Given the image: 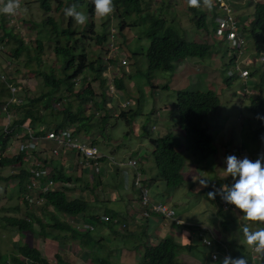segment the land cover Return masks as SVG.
I'll return each instance as SVG.
<instances>
[{
    "label": "rangeland",
    "instance_id": "1",
    "mask_svg": "<svg viewBox=\"0 0 264 264\" xmlns=\"http://www.w3.org/2000/svg\"><path fill=\"white\" fill-rule=\"evenodd\" d=\"M44 1L50 2V9L47 11L41 7ZM149 2L150 10L158 11L162 9V13L166 15L165 18L174 21V25L181 32L180 34L183 33L179 27H184L188 31L184 35L186 39L206 42L209 45L216 43L219 48L218 51L214 52V48H212L213 53L208 57H187L183 60L174 61L171 70L158 69L156 71H150L147 68L146 56L142 54L145 52L147 46H149V40L144 32L145 26L138 24L128 29L126 28L123 32L126 36H119V19L113 13L114 10L104 17H99L95 14L92 0H19V7L14 14L0 13V23H3V26L12 30L14 33H19L20 38H22V41L29 49V54L25 50L20 53L18 58H14L11 49L15 45V42L6 37L0 40V43L4 41L2 42L3 44H0V67L2 71L10 65L8 60H11L12 63V75L6 81L15 80V83L19 85L20 95L25 96L26 99L39 96L47 91L43 83V77L38 73L39 71L48 73L51 70L53 73L55 72L57 77L62 75L61 71L63 70L64 57L55 54V43L53 44V40L56 36L53 32L54 28L49 23L46 24L45 20L52 18L55 26L62 29L67 26L69 21V16L64 15L65 8L74 7L76 10L84 11L87 15V20L84 24H76L73 19L70 22L73 27L72 29L78 35L72 36L69 44L71 43L72 45L76 42L83 46L87 58L86 63L90 61L95 62V73L88 69V66V68L86 67L80 73L82 77H89L88 80H90L94 95L89 100H85L83 97L78 100L76 96H68L66 95L67 92H65V96H63L64 98L60 102L62 104L61 106L69 105L71 111L74 113L78 111V108H81L82 115L86 117L90 116L89 122L91 123V127L86 126V130L80 131L79 134L85 138L92 139L94 141L93 143L97 145L99 152L104 155L100 172L103 167H108L105 173L99 172L101 179L100 185L96 190V193L99 194V199L94 200L89 194H83V197L89 203V212L86 214L87 218L89 216L93 217V215L95 218L97 216L100 217L101 215H105V212H109L116 215V218L120 220V224H126L122 227L120 225H113V230H111L106 227V223L98 222L96 223L98 226L92 231L93 236H98V234L103 233V239L100 238V241H103L100 245H97V253L100 257L101 255L105 256L112 264H129V262H133L134 264L138 262L139 264L136 254L143 253L144 247L151 245L148 240V236L151 233L146 232L145 228L148 222L142 215V208L134 212L131 205V201L133 202L138 199V194L135 191V193L133 192L135 196L132 193L129 199L126 197L125 191H123L124 185H120V178L118 177V169L123 170L124 167L115 163H125L130 157H136L137 161L142 165V169L144 168L145 176L149 174L151 175L150 177H154L156 168L152 156L154 145L151 142V138H158L167 132L182 134L174 126L177 115L174 103L178 90L212 91L216 93L219 99L217 108L214 111H209L203 121V126L212 137L213 151L207 155L204 161L198 163V169L196 170L203 172L204 178L201 179L208 180L207 187L212 189L214 183L211 181L213 179H217L215 181L220 186L222 184L232 183L230 176L222 178L221 169L225 166V156L236 155L238 158L246 156L250 160H255L258 157V152L253 150V148L257 149V146H259L260 153H262L261 141L254 139L252 136L255 121L249 109V98L251 96L248 94L245 95L243 88L246 87L248 90H252L255 87L254 84L260 80V74L264 75V68L255 61L261 52L264 53V47L262 50L256 51L254 44L247 39V45L242 49L244 54L240 55L239 51L229 48L226 41H222L220 40L221 38H217L216 36L213 37L211 32L204 33L201 30H196L189 21L194 16L193 10H195V7L197 9L200 8L204 11V22L208 25V31H210L212 26L209 22L212 9L220 12L222 10V3H217L214 6L213 0L205 2L198 0L196 6H191L188 0H149ZM256 2H264V0L229 1L231 9L239 17V24L244 26L243 29H247L250 23V18L245 19L244 17L252 13ZM88 4L93 9L92 14L87 12L88 9L86 7ZM104 29L107 31H105L107 34L106 40L102 44L96 45V33L104 32ZM244 33L246 32L244 31ZM3 34L4 30L0 24V37ZM111 34L114 36L113 39H111ZM81 37L84 38L80 41ZM66 39H69V37L64 36L61 42L65 43ZM37 40L42 42V49H40L41 52H37L38 59H35L34 53H36L35 47L37 46ZM108 41L116 47V51L108 47ZM3 48L4 50L2 51ZM234 56V60L242 59L241 64L249 70V74L251 75L246 81L236 77L229 80V83H225L224 76L230 74L233 69L231 59ZM121 59L125 60V65H121ZM120 66H124L123 71ZM196 66H198L197 69ZM97 68H101V71L98 73ZM71 70L67 71L68 74L71 73ZM118 73V77L122 79L123 88L118 89L114 82V92L112 93L109 89V79L118 75ZM83 86L81 80L78 85H74V93L82 90ZM117 90L120 91L119 94L121 96H118V94L115 96L116 98H112V95L116 94ZM61 91L62 89L60 88L57 95ZM105 97L109 103L107 100H104ZM0 99L2 100L4 98L0 97ZM121 101H129L131 103L127 108V115L122 117L120 113V115L115 117L113 113L118 105L116 104L114 106V103ZM112 102L113 108H110L111 106L109 104ZM37 105L38 103L34 107H37ZM2 108L0 106V130L4 131L5 125L8 123V118ZM51 112V109L42 112L47 121H51L52 119ZM117 113H119V110ZM61 116L62 112L57 114L58 121H61ZM68 127H75V125ZM16 143V139H10L7 146L4 149H0V156H15L18 152L15 147ZM44 146L47 148L46 144ZM216 147L218 150H216ZM244 148L245 151L241 152V149ZM68 153L73 159L77 160V163H73L74 167L70 171H68L67 160L62 158L61 155L58 157L49 156L48 159L50 161H57L61 158V161L57 163V170L67 176L72 175L70 182H61L58 185H54V187H68L69 189L66 193L70 198H73L81 196V191H83V188H79V183L74 182L80 176H78V173L83 172L86 175H90L91 171L88 167H83L79 163L80 159L75 152L68 151ZM27 158L24 155L22 160H26ZM190 161H192V158ZM19 164V162H16L12 165L0 167V177L2 178H0V261H5L4 259L8 258L12 252L17 255V246L26 244L36 247L41 255L47 259L48 263L55 264V254H59L63 259L78 264L81 253L88 250L81 246L79 242L81 236L70 239L69 231L52 227H45L46 232L44 231V234H39L41 227L34 216L38 217L47 226L53 222L49 215H41L39 212L41 209L38 208L41 206L45 209V206L37 205L29 209L31 215H33L31 216V222L34 229L20 231L18 228L9 226L2 220V217L5 215L25 216V206L22 200L24 199L26 190L18 186L17 177L11 176L7 180L4 179L12 175L11 171L17 173L19 168H26L25 165L20 164L19 166ZM60 165L62 166L60 167ZM64 165L66 166L65 168ZM200 167H203V169L200 170ZM218 175L221 176V179ZM80 177L85 178L87 181L89 180V176L82 174ZM189 177L190 175L186 173L184 178L187 181H184L179 188L175 189V193L170 198L168 197L165 203L172 206L176 217L184 219L183 221L185 223L177 224V226L181 225L188 230L197 231V224L195 225L194 223H199L200 220L204 222L203 218L207 221L215 219L209 212H203V206L207 207L210 205L214 207L216 204V196L212 199H209V197L202 198L206 189L200 192L197 188H193L188 181ZM124 182L126 183V181ZM94 186L95 182L93 181L89 187ZM129 189L133 190L134 188L131 186ZM187 211H190V213ZM224 212L227 215L226 217L223 214L224 219L218 215L217 211L215 212V215L220 217V222L215 228L216 230H213L212 227L209 228L213 225L212 222L208 221L204 225L207 228V234L210 237L224 236L223 242L226 246L225 251L228 256L237 257V255L233 254L236 245H240L241 250L238 247L239 251H242L245 258L246 255L250 256L251 253L256 255L252 248L244 244L243 234L239 226L247 224L249 229L254 231L257 226H264V224L244 220L240 210L236 208L233 211ZM128 213L133 215L131 220L128 219L131 222H127L126 220ZM181 213H183V216L185 214L187 215V220H185V217L180 216ZM232 214L236 215L238 224L235 223V218ZM151 217L153 218V215ZM59 218L66 223L69 222L73 226L87 219H75V217L63 216L61 214ZM171 224L172 226L176 225L173 222ZM81 228L80 226L79 230ZM166 236L168 235L164 237ZM143 241L144 243L141 245L140 243ZM179 243L180 249H177L174 257L175 264H192L195 260L188 262V259H193L190 258L191 256L189 254H192V256L200 260L202 259V251L200 253L199 249L189 251L184 248L189 243H193L191 233H185L184 236L180 234ZM198 243L200 245V242ZM136 246L137 249H130ZM129 250L134 252L126 255ZM246 259L249 262L250 259ZM220 260H217L216 264H220Z\"/></svg>",
    "mask_w": 264,
    "mask_h": 264
},
{
    "label": "trees",
    "instance_id": "2",
    "mask_svg": "<svg viewBox=\"0 0 264 264\" xmlns=\"http://www.w3.org/2000/svg\"><path fill=\"white\" fill-rule=\"evenodd\" d=\"M112 2L114 6L113 13L119 19V36H126L125 34H123L126 28L128 29L129 27H133L138 24H143L145 26L144 32L149 40V46H147L145 52H143L142 54H145L146 56L147 68L150 71H156L158 69L171 70L174 61L183 60L187 57L205 58L213 53L212 48H214V52L218 51L219 49L216 43L209 45L206 42L186 39L184 35L185 32L188 31L184 27H179L181 28L183 33L180 34L181 32L174 25V21L165 18L166 15L162 13V9H159L158 11L150 10L149 0H112ZM49 3L47 1H44V3L41 4V7L45 11H47L50 9ZM86 9H88L87 12H89L90 14L93 13L91 5L88 4ZM193 11L194 16L189 21L195 27V29L201 30L204 33L211 32L213 37H215V31L217 27L215 19L217 17V14L212 13L213 15L210 17L209 22L212 27L211 30L208 31V25H206L204 22V11L200 8L197 9L196 7ZM236 18L239 20L237 14ZM244 18H250V23L248 24L247 29H243L244 26H241V32H246L244 33L245 37L254 44L256 51L262 50V48L264 47V2L255 3L252 13H249ZM71 21L72 18L69 17L67 26L61 29L55 26V22L52 18H47L45 20L46 24L49 23L50 25H52V28H54L53 32L56 36V38L53 40V44L55 43V54L64 57L65 63L63 62L62 65V75L57 77L55 72L53 73V71L51 70L48 73L39 71L38 73L43 77V83L47 88V91L40 94L39 96L28 98L27 102H24L21 105L15 103H11L8 105L7 110L14 115V118L10 125V133H5V131L3 132L0 130V149H4L7 146L8 141L12 137V134L17 132L18 130H23L22 124L26 120L29 121L28 124L36 135L43 134L46 130L50 129L59 130L61 128H66L71 124L75 125L74 133L76 134H79L81 130L85 131L86 126L89 128L91 127L89 117L82 115L81 108H78V111L74 113L73 111H71V107L68 104V106H61L62 104L60 102L61 99L64 98L63 96H65V92H67L66 95L68 96H76L78 100H80L81 97L85 98V100H89L91 99L92 95H94L91 89L90 80H88L89 77H83L82 83L84 86L82 90L76 91L74 93L75 87L73 84L75 83V78L78 77L81 71H83L87 66L89 67H87L88 69L95 73V62L90 61L86 63L87 58L83 46L77 44L76 42H74L72 45L71 43L69 44L70 39L72 40V36L78 35V33L72 29L73 27L70 23ZM0 24L2 25L4 30V34L2 37H0V40L6 37L8 39H12V41L15 42V45L11 49V51L13 52L12 56L14 58H18L20 53L25 50L29 54V49L22 41V38H20V34L14 33L12 30H9L5 26H3V23ZM105 31L106 29H104V32L102 31L101 33H96V45L102 44L103 41L106 40L107 34L105 33ZM111 32L114 33L113 31ZM64 36L69 37V39H66L65 43H62L61 39ZM84 37H81L80 41ZM220 40L226 41L224 37ZM36 43V53L34 54L35 59H38L37 52H41L40 49H42V42L40 40H37ZM108 44H110V41H108ZM234 58L235 56L231 59L232 63ZM108 60L110 59L108 58ZM68 70H71L70 74H68ZM99 71H101V68H97V73ZM2 74H5V71H2ZM2 74L0 70V97L4 98L2 99L3 101L0 99V106H3L5 101L7 103L10 98L9 89L5 85L4 80L1 79ZM236 77L237 74L233 73L230 76H224V81L225 83H229V80ZM113 81L115 82V85L118 89L123 88L122 79L116 77ZM254 86L257 90V95L249 98V109L255 121V128L252 135L254 136V138L261 141V156H264V122H262V120L259 118L264 117L263 74H260V80L256 84H254ZM60 88L62 89V91L59 95H57ZM36 103H38V105L37 107H34ZM218 104V96L215 92L212 91H177L174 103V107L177 110V115L174 126L176 129L180 130L182 134L167 132L158 138H151V142L154 145L152 156L156 168L154 179L164 182L167 190V195H169L174 189L179 188L184 183L185 178L183 175V169L186 159L190 157L193 161L202 162L206 159L207 155L212 153V137L203 126V121L208 112L212 110L214 111L217 108ZM47 109L52 110V112L50 113L52 116L51 121H47L44 118V113L42 114V112L46 111ZM60 112H62L61 121H58L57 114ZM121 116L124 117L123 113ZM36 127L38 128L36 129ZM50 144L51 143L48 142L47 148L44 147L47 154H50ZM63 153L69 154L68 151L63 152L62 149L60 151V155L62 156ZM24 155L27 156V152L20 151L13 157L1 155L0 167H3L5 165H12L16 162H19L22 165L24 161L22 160V158L24 157ZM49 156L51 155H46L44 160L45 165L49 167V177H47L46 179L51 178L54 183H66V181L70 182V180L72 179V175L67 176L64 173L55 170L56 168H54L53 171L50 169L52 161L48 159ZM91 173H93V171H91ZM95 174L93 177H95ZM9 176L10 177L4 179L7 180L11 178V176L17 177L18 186L27 191L28 171L25 168H19L17 173L15 172L13 175ZM79 178L76 179L79 181ZM76 179L74 181H76ZM148 181L149 179L146 180L147 184ZM94 182L95 186L91 187V189L89 190L90 194L98 199L99 194L96 193V190L100 185V181L95 180ZM58 184L59 183H57V185ZM68 189V187L55 186L50 191L40 194V196L44 199L43 206H45V209L40 206L38 208L41 209L39 212L41 213V215H49L53 222L47 226L38 217L34 216L41 227L39 234L41 235L42 233L44 234V231L46 232L45 227L66 229L70 232V239L81 236L79 240L81 246L88 249L87 251H83L81 253L79 259L82 260V262H78V264H88V262H90V264H112L106 259L105 256L101 255L100 257V255L97 253V245H100L103 241H100V238L103 239V233L98 234V236H93L92 231H85V229L83 228L79 230V227L81 226L80 224H78L79 222L73 226L69 222L66 223L63 220H60V214L63 216L67 215L69 217H75V219H83L86 218V214L88 213L89 204L86 202V200H84L82 196L70 198L66 193ZM22 202L25 206V216L5 215L2 217V220L4 221V223H7L9 226L16 227L20 231L34 229L31 222V216L33 215H31V212L29 210L34 206L29 205L25 199H23ZM222 206H224V201L222 202ZM50 207L51 209H49ZM105 214L112 217L115 216L114 214H111L109 212H105ZM89 218L90 223L92 224H96L99 222L98 216L95 218L93 215V217L89 216ZM106 227L113 230L114 226L111 223V220L106 223ZM209 238H211V240H216L214 237ZM197 244L199 245L198 242H195L194 244H189L187 246H191V248H194L198 246ZM239 248L241 250V247ZM177 249H180L179 243L171 237L166 236L160 239L156 244H151L144 247V251L141 254V258L139 259V264H175L176 262L174 261V257ZM234 254L237 255V257L243 255L242 251H239V249L236 250ZM251 255L252 253L250 254V256L246 255V258L251 259ZM55 257V264H76L74 262L63 259L59 254H55ZM4 260L5 261L3 262L0 261V264H51L48 263L47 259L41 255L36 247H34L33 245L28 246L26 244L21 246L18 245L17 255L12 252L8 256V258Z\"/></svg>",
    "mask_w": 264,
    "mask_h": 264
},
{
    "label": "built area",
    "instance_id": "3",
    "mask_svg": "<svg viewBox=\"0 0 264 264\" xmlns=\"http://www.w3.org/2000/svg\"><path fill=\"white\" fill-rule=\"evenodd\" d=\"M228 0H213L214 3H222V11L221 15L216 17V31L215 36L218 38L224 39L227 41L229 48L233 50L239 51V54H244L243 48L247 45V38L241 32V25L236 18V14L231 9L230 5L227 2ZM263 3V2H259ZM114 36L111 35V38ZM112 46V44H110ZM112 48V47H111ZM115 46L112 48L115 50ZM259 63L261 67L264 68V53H260L259 57L255 60ZM242 59H235L233 62V72L238 74V77L246 81L249 77V70L241 64ZM121 65H125V60L121 59ZM9 68V67H8ZM232 74V71L230 72ZM7 80V79H6ZM6 86L10 91V98L7 103H5L2 107L3 110H6L8 104L10 102L20 103L22 99L18 96L19 87L14 84V82L6 81ZM82 78L80 76L75 78L74 85H78ZM112 80H110L109 89L113 93L114 87L112 85ZM245 95L255 94L254 90H248L246 87L243 88ZM117 95V94H114ZM113 95V96H114ZM129 101H123L121 103V107L125 108L129 106ZM12 115L7 114L8 123L5 125L4 131L7 132V126L10 123V118ZM23 130L21 133H16L14 135L17 140L16 148L17 154L20 151L27 152V159L23 161V164L26 166V170L28 171V183H27V191L25 193L24 199L31 206L43 205L44 199L40 196L41 193H46L50 191L54 185V181L49 177L48 166L45 165V156L51 155L52 157H58L60 155V151L63 149V152L73 151L77 154L80 159L79 163L83 167H88L92 174L99 173L102 158V155L97 145H95L92 139L85 138L80 134L74 133V130L66 127L61 128L59 130H46L43 134L36 135L30 128L28 121H25L22 124ZM50 142L51 146L49 148V153L47 154L45 150V144L47 145ZM43 157V158H42ZM112 160V158L110 157ZM48 160V159H47ZM120 166H127L133 170V180L132 186L134 190L138 194L139 204L142 207V215L147 218L158 217L166 220L173 221L176 224L182 223V219L176 217L175 211L166 203L153 201L149 187L145 183V178L142 172L139 170L138 161L136 158H131L127 160L125 163H115ZM15 172L11 171L13 175ZM60 183V182H58ZM224 207L227 209H231V205L224 202ZM111 218V219H110ZM111 220L113 225H120L119 219L116 217L101 215L100 221L103 223H107ZM81 225L83 229L91 230L92 226L88 223H78ZM121 226H125V224H121ZM198 236L201 242L211 249V258L213 260L217 259V245L212 242L209 236L203 234L202 232L198 233ZM259 256L260 254H257Z\"/></svg>",
    "mask_w": 264,
    "mask_h": 264
},
{
    "label": "clouds",
    "instance_id": "4",
    "mask_svg": "<svg viewBox=\"0 0 264 264\" xmlns=\"http://www.w3.org/2000/svg\"><path fill=\"white\" fill-rule=\"evenodd\" d=\"M203 1L205 2L208 0H203ZM229 1L230 0L227 1L228 4H229ZM188 3L191 6H196L198 3V0H188ZM256 3H259V2H256ZM92 4L94 5L95 14L99 17H104L113 11L112 0H92ZM213 5L216 6V3H213ZM18 7H19V0H0V13L14 14L16 12V10L18 9ZM221 11L216 12L215 10L212 9L211 16L214 13H216L217 17H218L221 15ZM64 15L71 17L76 24H84L87 20L86 13L84 11L76 10L74 7L65 8L64 9ZM111 39H113V38H111ZM110 44H112V43H110ZM110 44L108 45V47L111 50H113L112 48L114 46H113V44H112V46H110ZM3 50H4V48L2 49V51ZM115 51H116V49H115ZM8 61H9L10 65L8 66L9 68L7 67L6 69H4L5 74H2V68L0 67L1 68V74H2L1 79H3L4 82L7 78L10 77V75H12V66H11L12 63H11V60H8ZM233 62H234V60H233ZM232 65H233V63H232ZM121 67H124V66H121ZM197 68H198V66H196V69ZM6 70H10V71H6ZM231 71L233 74L234 73L233 69ZM232 74H226V76H230ZM250 75L251 74H249V76ZM79 76L81 78H83L81 74ZM237 77H238V74H237ZM110 80H112L111 83L114 87V81H113L114 77L109 79V86H110ZM11 82H14V84H16V86L19 87V85L17 83H15V80H13ZM5 85H6V83H5ZM252 90H254L256 93L250 94L251 97L257 95V90L255 89V87H253ZM118 91L119 90H117V92H116L117 95L119 94ZM9 95H10V91H9ZM117 95H114V96L112 95V98H116L115 96H117ZM18 96L22 99V101L20 103L10 102L9 104L15 103V104L21 105L22 103L27 102V99L25 98V96L20 95L19 90H18ZM122 102L123 101H121V103ZM5 103H6V101H5ZM108 103H109V101H108ZM121 103H119V106L117 107L116 112L113 114V115H115V117L117 115H120V113L122 115L123 111L128 108V106L125 108L121 107ZM112 104H113V102L109 105L112 106ZM7 108H8V106H7ZM7 108H6V110H4L5 115L7 116V114H9V115H12V117L10 119L9 125L7 126L8 131L5 133H10L11 132L10 125L13 121L14 115L11 112H9L7 110ZM118 110H119V113H117ZM259 118L262 120V122H264V117H259ZM26 121H28V120H26ZM71 125H74V124H71ZM68 128L75 130V127H68ZM16 133H21V131L18 130L17 132L12 134V137L10 139H13V138L15 139L14 135ZM254 139H256V138H254ZM224 165L225 166L221 169L222 170V178L230 176L232 179V183L231 184H222L219 187V189H214L213 191L208 192L207 196L209 197V199H212L218 195L221 197V199L225 203L230 204V205H234L236 209L240 210L241 215L243 216L244 220L261 222L262 224H264V156L258 155V157L255 160H250L246 156L243 158H238L236 155H227L224 157ZM139 170H140V168H139ZM132 180H133V170H132ZM132 180H131V186H132ZM145 183L147 184L146 178H145ZM199 183L202 186H206L208 184V180L207 179H200ZM147 186L149 187L148 184H147ZM149 192H150V188H149ZM201 206H203V205H201ZM105 215H107V214H105ZM114 217H116V216H114ZM98 219H99L100 223H103L100 221V217H98ZM182 221H183V219H182ZM79 223L90 224L92 226V229L89 231H93L97 225V224L90 223V218H87L85 221H80ZM119 223H120V220H119ZM184 223L185 222L183 221L182 224H184ZM121 224H125V223H121ZM121 224H120V226H121ZM174 224H176V223H174ZM239 227H240V230L243 234L244 244L246 246H249L250 248H252V250L255 253L264 256V226H257L254 231L250 230L247 224L241 225ZM197 230H201V226H200V228H197ZM85 231H87V229H85ZM199 232H201V231H197V233H199ZM207 236H209V235H207ZM212 242L215 243L217 246H219V244H220V242L218 240L212 239ZM217 249H218V247H217ZM220 264H248V260L243 255L239 256V257L225 256V257H223L222 260H220Z\"/></svg>",
    "mask_w": 264,
    "mask_h": 264
},
{
    "label": "crops",
    "instance_id": "5",
    "mask_svg": "<svg viewBox=\"0 0 264 264\" xmlns=\"http://www.w3.org/2000/svg\"><path fill=\"white\" fill-rule=\"evenodd\" d=\"M119 68V67H118ZM117 68V69H118ZM120 68L122 69V71L124 70V67H121L120 66ZM126 68V67H125ZM119 72H120V69H119ZM116 77H118L119 76V73H118V75H115ZM114 76V77H115ZM115 77V78H116ZM123 84V83H122ZM119 93H120V91H118ZM118 96H121V94H119ZM104 100H107L108 101V99H106V97L104 98ZM119 103H121V102H119ZM119 103L118 102H115L114 103V106L117 104L118 106H119ZM103 105H104V103H102ZM110 108H113L112 106L110 107ZM115 109V108H114ZM116 110L117 109H115V111H114V113L116 112ZM126 111H127V109H125L124 111H123V115H124V117L127 115V113H126ZM113 113V114H114ZM89 118H90V116H88ZM90 120V119H89ZM258 148L257 149H254L253 148V150H256L257 152H258V155H262V153H260V149H259V146H257ZM216 150H218L217 149V147H216ZM235 151H236V149H235ZM242 151H245V148L244 149H241V152ZM234 153V152H233ZM236 153V152H235ZM243 155V154H242ZM245 155V154H244ZM62 158H65L66 160H67V164H68V171H70V169L72 168V167H74L73 166V163H77V160H75V159H73L69 154H67V153H63L62 154ZM131 158H134V157H131ZM136 158V157H135ZM191 160V158L189 159H186L185 160V163H184V169H183V175H184V177H185V174L187 173V175H190V177H189V179H188V181L191 183V186L193 187V188H197L198 189V191H202V190H205L204 191V193H203V196H202V198H208V196H207V193L208 192H210V191H213L214 189H219V187H220V185L218 184V183H216V181H217V179H213L211 182H213L214 183V185H213V187H212V189H210V187H207V185L206 186H202V185H198V182H199V180L201 179V178H204V174H203V172H199V171H196L197 169H198V163H200V162H196V161H190ZM59 161H61V158L59 159V160H57V161H55V160H52V164H51V167H50V169L53 171V169L54 168H56L55 170H57V163L59 162ZM64 162V161H63ZM62 165H60V167H61ZM66 166L64 165V168H65ZM138 167L140 168V170H141V172L143 173V175L145 176L146 175V173H145V171H143L144 170V168L142 169V165L139 163V161H138ZM107 168L108 167H103L102 169H101V172L102 173H105V171L107 170ZM80 169V168H79ZM200 170H202L203 169V167H200L199 168ZM119 170V172H118V177L120 178V185H124V188H123V191H125V195H126V197L129 199L130 197H131V195H132V193L134 192L135 193V190L133 189H129V188H131V180H132V169L130 168V167H124L123 168V170L121 169H118ZM91 171V170H90ZM100 172V173H101ZM100 173L99 174H95V177H93L94 176V174H92V173H90V175H86V174H84L83 172H80V173H78V176L80 175V176H82V174L84 175V176H89V180L87 181L85 178H83V177H80L79 178V181L76 179V181H74V182H78L79 183V188H83V191H81V196L83 197V194H89L91 197H92V199H94V200H96L97 198H95L92 194H90V188L91 187H89L90 186V184L91 183H93V181H95V180H99L100 181V179H101V176H100ZM148 176H145V178H146V180H148L149 179V181H148V184H149V188H150V196L152 197V199H153V201H156V202H165L166 201V199L169 197H171L174 193H175V189L169 194V195H167V190H166V187H165V184H164V182L163 181H160V180H156V179H154V177H150L151 175H149V174H147ZM218 177L221 179V176L220 175H218ZM124 181H126V183L124 182ZM185 181H187L186 180V178H185ZM90 182V183H89ZM61 183V182H60ZM198 186V187H196V186ZM89 187V188H85V187ZM190 189H192V188H190ZM130 190V191H129ZM192 190H194V189H192ZM84 191H85V193H84ZM130 192V193H129ZM199 192V193H200ZM133 193V195L135 196V194ZM166 193V194H165ZM83 199H86V198H84L83 197ZM99 199V198H98ZM131 201V200H130ZM221 202H223V200L221 199V197L220 196H216V204H215V206L213 207V206H210V205H208L207 207L206 206H203V212H209L210 214H211V216H213L215 219L214 220H212V221H209V222H212V226H208L209 228H213V230H216L215 228H216V225H218V223L220 222V217L218 216V215H220L221 217H222V219H224V216H226L227 217V215H226V213L224 212V211H233L234 209H235V206L234 205H232V208L231 209H227V208H225L224 206H222V204H221ZM89 204V203H88ZM219 204H221L220 206H219ZM131 205H132V207H133V210H134V212H135V210H139V208H141L140 207V205H139V202H138V199H136L135 201H131ZM171 206V205H170ZM172 207V206H171ZM221 209V210H220ZM225 209V210H224ZM218 212V215H215V212ZM89 212V211H88ZM187 212H189L190 213V211H187ZM223 214H224V216H223ZM116 216V215H115ZM128 218H126V220H127V222H131L130 220L133 218V215L132 214H130V213H128L127 215H126ZM180 216H183V213H181V215ZM232 216L235 218L234 220H235V223L236 224H238V220H237V217H236V215H233L232 214ZM183 217H185L186 219L185 220H187V215L185 214ZM86 218H87V216H86ZM89 218V217H88ZM128 219H130V220H128ZM182 219V218H181ZM135 221H136V219H134ZM147 220V224H146V232H148V233H151V235H149L148 236V240L150 241L149 243L150 244H156L160 239H162V238H164V236L165 235H168V236H170L172 239H175L178 243H179V240H180V234H181V236H184L185 235V233H191L192 234V238H193V243H189V244H194L195 242L197 243V241L199 242L200 241V245H198V246H196V247H194V248H191V246L190 247H184V248H186L187 250H189V251H191V250H194V249H199V252L201 253V251H202V253H201V255H202V259L200 260L199 258H196V257H194V256H192V254H189L191 257L190 258H193V259H188L187 261L189 262V261H193V260H195V261H193L192 262V264H208V262H210L209 264H216V262H217V260H220V259H223V257H225V256H228V254L226 253V251H225V249H226V246H225V244H224V242H223V238H224V236L223 237H221V236H218V237H214L216 240H218L219 242H220V244H219V246H218V249H217V255H218V258L216 259V260H213L212 258H211V249H209L207 246H205L202 242H201V240L199 239V236H198V233H197V231H201L203 234H205V235H208L207 234V232H206V230H207V228H206V226H204L205 224H207L208 223V221L207 220H205V218H203V220H204V222H202L200 219V222L199 223H194L196 226H197V228L198 227H200L201 226V230H197V231H195V230H188V229H186V228H184V227H182L181 225L180 226H177V225H173L172 226V222L173 221H170V220H166V219H162V218H158V217H153V218H147L146 219ZM184 220V219H183ZM217 220V221H216ZM96 226H98V225H96ZM167 226V227H166ZM96 228V227H95ZM139 228V227H138ZM196 236V237H195ZM210 237V236H209ZM187 241H189V239H187ZM143 243H144V241L142 242V243H140L141 245H143ZM180 244V243H179ZM223 247V248H222ZM238 247H240L239 245H236L235 247H234V251H233V254L235 253V249H239ZM130 249H137V246L136 247H134V248H130ZM263 251V250H262ZM134 251H127V253H126V255H129V253L131 254V253H133ZM141 253L142 252H140V253H137L136 254V258L139 260L140 258H141ZM235 255V254H234ZM198 257V256H197ZM118 258H119V256H118ZM183 259H184V257H183ZM127 260H128V256H127ZM78 261L79 262H82V260H80V259H78ZM86 261H88V260H86ZM129 264H134L133 262H129ZM137 264H138V262H137ZM248 264H264V256H262V255H259V256H256V255H251V259L249 260V262H248Z\"/></svg>",
    "mask_w": 264,
    "mask_h": 264
},
{
    "label": "bare ground",
    "instance_id": "6",
    "mask_svg": "<svg viewBox=\"0 0 264 264\" xmlns=\"http://www.w3.org/2000/svg\"><path fill=\"white\" fill-rule=\"evenodd\" d=\"M1 44V43H0Z\"/></svg>",
    "mask_w": 264,
    "mask_h": 264
}]
</instances>
